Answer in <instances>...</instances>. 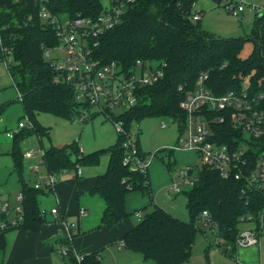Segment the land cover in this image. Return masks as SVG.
Here are the masks:
<instances>
[{
  "label": "trees",
  "instance_id": "trees-1",
  "mask_svg": "<svg viewBox=\"0 0 264 264\" xmlns=\"http://www.w3.org/2000/svg\"><path fill=\"white\" fill-rule=\"evenodd\" d=\"M196 2L110 0V6L122 4V12L118 23L94 40L97 44L92 48V58L99 66L114 63L123 71L137 62H156L163 70V77L153 85L140 89L138 101L132 108L104 115L111 123L122 124L123 133L116 134L114 144L85 154L75 141L60 147L50 145L44 150L42 165L47 173L55 175L69 170L75 174L77 166L98 165L101 155L107 154L105 172L96 177L89 189L90 195L99 196L104 203L98 228H112L132 214L139 213L126 211L127 194L139 192L152 198L148 169L143 173L123 164V145L132 133L133 123L151 117H167L179 124L182 133L186 115L180 103L195 88L201 73L207 75L205 85L215 95L236 88L239 78L245 76H250L255 84L258 80L262 81L259 88L264 89V60L258 54L259 44L264 43V11L254 15L248 38H221L207 33L197 20H193ZM42 6L52 15L67 19H96L105 10L101 0H37L35 5L0 2V61L6 57L4 50H11V62L6 65V70L19 95L24 116L31 124L29 128H20L12 137L10 156L13 170L21 183L19 193L23 196V221L19 226L0 230V251L5 249L8 232L23 229L35 233L47 223L40 209L39 197L53 189L35 188L22 179L24 159L21 140L30 135H36L40 140L43 136L49 137L48 129L36 120L41 113L75 121L83 109H88V105L76 101L70 86L54 82L56 71L45 58L44 51L56 46L58 41L52 26L38 17ZM245 40H252L254 47L247 58H241ZM8 104H1L0 110ZM219 130L223 136L221 142H228L234 135L225 125ZM134 136L135 148L141 159L149 155L155 157L161 152L167 159L165 168L170 171L175 166L172 148H160L146 154L140 148L138 134ZM192 170L190 177L195 172L196 176L190 178L192 186L184 192L189 220L182 221L151 203L150 210L143 216L140 214L136 225L115 242L119 248L138 253L144 261L155 264L189 263L197 233L204 234L199 226L203 212L210 218L209 228L215 237L222 238L225 244L231 246L228 251L213 240L215 247L224 254L232 255L238 250L235 242L243 224H253L254 229L260 232L259 217L264 216V191L243 189L239 183L224 180L205 166ZM246 216H251L253 220L241 221ZM60 221L58 218L54 220ZM71 234L72 244L73 230ZM65 244L70 243L65 241L62 245ZM68 261L70 264H102L101 251L81 255L78 261L70 254ZM237 264L241 263L237 261Z\"/></svg>",
  "mask_w": 264,
  "mask_h": 264
},
{
  "label": "built area",
  "instance_id": "built-area-1",
  "mask_svg": "<svg viewBox=\"0 0 264 264\" xmlns=\"http://www.w3.org/2000/svg\"><path fill=\"white\" fill-rule=\"evenodd\" d=\"M132 1V0H129ZM249 5L255 14L264 11V6L248 1L230 2L225 5L226 11L233 17H238ZM122 4L105 7V10L96 19L87 18H58L52 15L46 7L42 6L38 17L44 23L51 25L55 31L58 44L53 48H46L44 56L52 64L56 75V84L70 86L76 101L88 105L83 109L76 122H86L96 114L105 115L115 109L126 111L136 105L138 91L151 86L163 77V70L156 62L142 64L137 62L127 71H123L116 64L99 66L92 58L94 41L99 35L113 28L119 21ZM254 14V15H255ZM30 19V17L28 18ZM195 14L193 20H198ZM56 50L59 56L52 57L51 52ZM5 67L11 62V50H4ZM258 54L264 60V43L259 44ZM207 75L201 73L195 83V88L188 92L180 107L185 112L184 128L172 148L175 150H190L195 152L205 166L215 172L224 180H233L243 189L264 191V89H260L262 81L255 84L250 76L240 77L236 88L222 95H215L205 85ZM118 112V113H119ZM116 134L123 133L121 122L112 123ZM225 125L232 132L228 142H221L222 133L219 127ZM31 124L18 123V128H29ZM165 126L164 123L161 124ZM125 156L123 164L132 170L145 173L153 160L141 159L135 148V136H130L124 143ZM255 155H254V154ZM24 160H31L28 170L35 173L37 179L33 183L35 188L53 189L57 182V175L47 173L41 176L39 166L43 163V149H28L22 154ZM81 167L77 166L75 176H81ZM181 182L190 184L191 179L183 175ZM170 191H178L177 184L169 185ZM23 196L19 193L13 204L6 201L0 206V230L19 226L23 221L21 201ZM50 213L58 218L57 208ZM86 215L84 209H79L77 216ZM135 216L140 218V213ZM251 216L242 217L241 221L250 222ZM66 222V221H64ZM260 226L264 225V216L259 217ZM211 225L210 218L203 212L199 219V226L203 229ZM69 236L66 239L69 245H60L57 253L64 258L73 254L76 260L80 259L71 244V230L75 229L73 223L68 224ZM259 232L254 227L242 229L235 242L236 249H245L260 244ZM215 237V234H214ZM215 243L231 250L220 237H215ZM189 264V263H184Z\"/></svg>",
  "mask_w": 264,
  "mask_h": 264
},
{
  "label": "rangeland",
  "instance_id": "rangeland-1",
  "mask_svg": "<svg viewBox=\"0 0 264 264\" xmlns=\"http://www.w3.org/2000/svg\"><path fill=\"white\" fill-rule=\"evenodd\" d=\"M101 3L104 7H108L110 0H101ZM252 3L261 5V0H253ZM204 14V16H200V21H198L199 19L197 21L200 27L207 33L221 38L233 37L244 39L248 38L251 33L255 13L251 6L246 5L244 16L239 15L238 17H233L226 11L223 4H221L218 8L207 11ZM253 47L254 42L252 40H245L240 57L247 58L252 53ZM50 52L52 57L59 56L56 50ZM7 99L17 101L18 95L12 86L4 62L0 61V102ZM13 104L11 108L0 113V206L7 200L11 202L21 188L18 176L13 170L10 152L12 147V133L20 131L18 123H26V117L21 109V105L18 102H14ZM113 112L118 113L119 110L115 109ZM36 120L41 126L48 129L49 137L43 136L41 140L36 135L25 137L20 142V148L22 150L29 146L36 148L43 147V150H46L50 145L60 147L66 144H72L75 141L85 154L104 149L116 141V132L113 124L101 114L83 123L48 113L39 114ZM162 123L165 124L164 127L161 126ZM180 130L179 124L167 117L146 118L140 123H133L131 126L132 134H138L140 148L146 154H152L160 148H173L177 144V140L181 134ZM173 156L175 166L170 171L164 166L167 159L163 156V153H157L153 158L151 169H155L156 181L154 180V184L157 182L161 184L164 180H167L168 183L167 185H160L161 187L153 191L152 202L180 220L188 221L189 217L186 211L184 192L190 190L192 183H183L181 182V178L189 168H200L202 165L198 155L190 150H175ZM150 157L151 155L148 156V159ZM107 161V154H102L98 165L82 166L81 171H83V177L85 178L90 173L95 175L104 173ZM28 168L29 164L23 161L22 179L27 184L32 185L34 180L37 179V176L35 173L29 172ZM39 172L42 177L47 175L44 165L39 166ZM65 173L67 176H74V171L72 170L65 171ZM195 176L196 172L192 177H188L194 178ZM81 179L83 178H79L78 180ZM170 184H177L179 190L175 192L170 191ZM130 194L134 197H132L134 202L132 205L142 216L150 210V206H148L151 202L149 195H141L139 192H131ZM94 197L97 200L100 199L98 196ZM39 200H41L40 207L42 209H48L51 205V197L49 194L41 195ZM134 200L138 201L135 202ZM99 201L102 203V200ZM139 201L147 202V204L141 206L139 205ZM88 212L91 211L88 210ZM131 217V219H135L138 222L139 218H136L134 214ZM201 229L204 230V234L199 232L195 237V244L189 259L190 264H237L235 253L232 255L224 254L215 247V243L213 242L215 237L210 228ZM210 242H213V246H210ZM120 244L122 245V243ZM252 247L255 248L256 246ZM105 259L108 261V264L111 262L109 258L104 257L103 260ZM149 264L155 263L149 262ZM252 264H258V262L254 261Z\"/></svg>",
  "mask_w": 264,
  "mask_h": 264
},
{
  "label": "crops",
  "instance_id": "crops-1",
  "mask_svg": "<svg viewBox=\"0 0 264 264\" xmlns=\"http://www.w3.org/2000/svg\"><path fill=\"white\" fill-rule=\"evenodd\" d=\"M236 1L238 0H197L194 6V11L195 14L199 16L198 21H200V16H204V13L207 11L214 10L221 4H223V7L225 8V5L228 3ZM247 1L253 2V0ZM0 2H25L28 5H35L37 0H0ZM261 6H264V0H261ZM240 16H244V11ZM11 83L15 89L12 80ZM16 94L18 95L17 91ZM14 102L19 103V95L17 101L7 99L0 102V105L3 103H9L6 108L0 110V113L11 108L14 105ZM14 133L16 132H13L12 135H14ZM28 149H43V147L36 148L29 146L28 148L21 150L24 152ZM24 161L29 165L32 163L31 160ZM152 163L153 160L148 168L151 193L163 184L167 185L168 183L167 180H164L161 184H158V182L154 184L155 169H151V166L153 165ZM83 175V171L81 172V176L77 178L74 176H67L65 172L57 175V182L53 190L45 194L50 195L51 205L48 209H42L40 207L44 212L47 223L35 233L23 229H15L8 232L6 234L5 249L0 251V264H70L68 258L61 257L56 251L69 236L67 223H73L75 225L72 246L78 256L100 250L102 264H108L106 259L103 260L104 257L111 260L109 264H149L150 261H144L138 253L127 250L124 247L119 248L115 243L127 231L136 225L137 222L135 219H131V216L122 220L112 228H98L104 203L103 201L100 203L101 201L99 200L102 199L99 196L100 199L97 200L94 197L97 195H90L89 189L93 186L95 179L99 174L95 175L90 173L87 174L85 178ZM79 178L83 179L78 180ZM140 194L143 195L142 193ZM16 196L11 202L7 199L6 200L13 204ZM132 197V194H127L125 197V209L127 212H131L132 210L137 211L132 205L134 203L132 200L134 197ZM150 199L151 202L148 206L153 203L152 198ZM134 201L137 202L138 200ZM40 204L41 200H39V205ZM146 204L147 202L139 201V205L141 206H145ZM53 208H57L58 217L61 219L60 222H54L55 218L50 213ZM79 209H84L86 215L78 217L77 213ZM88 210L91 212H88ZM253 227L252 224H243L242 229H250ZM258 234L260 241L259 246L236 250V261H240L241 264H252L254 261H257L258 264H264V225Z\"/></svg>",
  "mask_w": 264,
  "mask_h": 264
},
{
  "label": "water",
  "instance_id": "water-1",
  "mask_svg": "<svg viewBox=\"0 0 264 264\" xmlns=\"http://www.w3.org/2000/svg\"><path fill=\"white\" fill-rule=\"evenodd\" d=\"M14 134H15V133H14ZM192 173H193L192 168H189L188 170H186L185 175H186V176H191Z\"/></svg>",
  "mask_w": 264,
  "mask_h": 264
}]
</instances>
